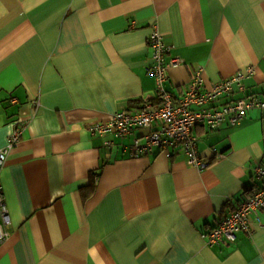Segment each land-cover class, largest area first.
Returning <instances> with one entry per match:
<instances>
[{"label": "crops", "instance_id": "obj_1", "mask_svg": "<svg viewBox=\"0 0 264 264\" xmlns=\"http://www.w3.org/2000/svg\"><path fill=\"white\" fill-rule=\"evenodd\" d=\"M156 27L182 59L165 83L176 98L199 68L208 87L250 67L244 91L206 107L264 97V0H0V148L27 123L0 176L12 224L0 264H264V210L233 242L206 237L261 186L263 109L196 125L203 169L182 147L135 152L160 122L91 131L161 105Z\"/></svg>", "mask_w": 264, "mask_h": 264}, {"label": "built area", "instance_id": "obj_2", "mask_svg": "<svg viewBox=\"0 0 264 264\" xmlns=\"http://www.w3.org/2000/svg\"><path fill=\"white\" fill-rule=\"evenodd\" d=\"M155 61L152 71L156 77L157 92L161 105L146 104L137 112L122 110L116 112L108 122H97L91 126L94 133L104 134L116 130L121 136L129 135L135 127L152 126L160 122L161 126L148 135L147 144H136L137 154L147 151L157 145L163 149L182 147L191 165L200 169L207 168L209 161L202 157L198 139L193 135V128L198 124H206L211 128H218L228 121L233 126L239 125L248 112L253 109L264 110V97L249 95L237 98L218 107L209 108L225 95H230L238 88L244 91L245 79L254 75L255 68H248L247 72H238L236 75L212 83L206 87L204 68H199L193 77L189 88L184 95L176 98L166 88L168 70L182 64L179 57L167 59L170 47L164 34L156 27L149 38ZM197 107V108H194ZM27 123H22L9 136L4 147L0 148V176L12 151L19 145ZM255 175L261 186L239 207L230 211L222 221L208 233V244L214 245L220 241L233 242L240 230L252 232L253 218L258 222L260 213L264 210V167L258 166ZM0 242L11 236L12 224L9 209L6 204L4 190L0 180Z\"/></svg>", "mask_w": 264, "mask_h": 264}, {"label": "trees", "instance_id": "obj_3", "mask_svg": "<svg viewBox=\"0 0 264 264\" xmlns=\"http://www.w3.org/2000/svg\"><path fill=\"white\" fill-rule=\"evenodd\" d=\"M261 182V181H260Z\"/></svg>", "mask_w": 264, "mask_h": 264}]
</instances>
